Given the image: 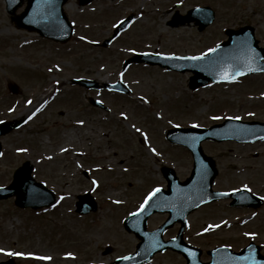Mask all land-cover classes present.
I'll return each instance as SVG.
<instances>
[{
	"label": "rangeland",
	"instance_id": "1",
	"mask_svg": "<svg viewBox=\"0 0 264 264\" xmlns=\"http://www.w3.org/2000/svg\"><path fill=\"white\" fill-rule=\"evenodd\" d=\"M67 4L64 11L74 33L63 44L17 28L0 0V120L28 117L20 129L0 137V186L9 184L14 170L28 160L35 180L57 197L44 211L20 209L13 197L0 200V249L5 250L0 252V264H8L11 257L13 264H108L131 253L138 239L124 229L123 218L138 210L154 188L166 186L162 165L173 168L180 180L192 168L190 153L168 144L165 131L176 126L208 127L226 117L264 120V74L190 90L188 72L144 64L121 70L133 52L206 53L225 39V28L244 24L254 27L264 47V0H94L84 7L68 0ZM198 5L215 11L213 23L203 31L192 24L167 25L175 13ZM130 12L139 15L127 31L107 47L92 45L108 37ZM79 77L95 82L121 79L132 95L70 85ZM8 82L17 85V95L9 93ZM88 96L99 98L108 111L91 107ZM202 149L218 170L214 189L246 188L264 198V142L203 141ZM82 150L90 153L84 160L77 154ZM81 163L92 171L89 179L79 170ZM86 191L96 209L81 215L74 203ZM165 218L164 213L152 215L148 230ZM177 229V224L168 228L163 238L175 236ZM183 239L201 249L202 260H208L206 250L217 245L237 251L250 241L264 255V204L254 210L230 207L229 199L205 204L187 216ZM184 263L180 254L166 250L143 264Z\"/></svg>",
	"mask_w": 264,
	"mask_h": 264
},
{
	"label": "water",
	"instance_id": "2",
	"mask_svg": "<svg viewBox=\"0 0 264 264\" xmlns=\"http://www.w3.org/2000/svg\"><path fill=\"white\" fill-rule=\"evenodd\" d=\"M23 1L5 0L6 10L12 14L11 17L16 25L38 30L42 35L56 40L69 38L71 26L62 9L66 0H26L24 10L18 15H13ZM87 1L80 0V3ZM181 19L195 20L198 29L201 30L212 21L213 11L209 7L195 8ZM125 23L126 21L122 25ZM177 23L176 17L170 22L171 25ZM226 34L228 39L217 45L216 51L199 56L201 57L199 60H192L190 57L151 54H137L134 60L148 61L168 69L190 70L193 75L190 77L189 85L193 88L204 85L208 81L230 80L223 78L226 72L237 77L239 76L236 75L237 71L245 74L264 69V63H261L264 49L257 45L252 27L244 26L237 30L228 29ZM107 43L108 40L104 41V45ZM249 63H254V65L251 66ZM21 122L20 119L0 122V135L9 132ZM217 130H221V132L218 133ZM167 137L171 141L184 144L191 150L194 158L191 175L185 181L179 182L172 169L163 170L168 182L167 190L160 189L142 210L140 209L133 213L135 215L131 214L124 220L126 229L132 230L140 238L137 251L127 256L129 259H117L112 264L142 263L150 259L155 252L166 248L181 252L186 258L185 264H264V256L260 254L258 245L252 242L239 252H234L224 246L208 250L211 260L202 262L199 258L201 251L182 241L186 215L202 203L222 197H232V205L241 204L256 207L261 204L260 198L252 196L244 189L230 193L212 190L211 185L216 175V169L212 158L205 156L202 152L200 141L208 138L213 140L235 139L237 141L259 139L264 137V123L226 119L223 123L215 124L208 129L177 128L170 131ZM30 172L31 166L25 162L15 171L12 183L7 187H0V198L14 194L16 195L15 203L21 206L40 207L52 203L54 201L52 192L41 183L34 181ZM79 199L77 202L78 211L88 212L94 208V202L88 194L79 196ZM155 211H167L169 215L160 227L148 232L146 219ZM174 222L181 224L177 236L167 241L162 240V232Z\"/></svg>",
	"mask_w": 264,
	"mask_h": 264
},
{
	"label": "snow or ice",
	"instance_id": "3",
	"mask_svg": "<svg viewBox=\"0 0 264 264\" xmlns=\"http://www.w3.org/2000/svg\"><path fill=\"white\" fill-rule=\"evenodd\" d=\"M209 52H214L216 51V49H209L208 50ZM203 55V54H201ZM201 57L199 56H193V57H190V59L192 60H199ZM249 70H253V69H249ZM243 73L237 71L236 72V75H241ZM225 79H235V76H231L229 75L227 72L224 74V77ZM37 111H39V109H37ZM32 115H35V113H33ZM121 115L123 116L124 113H121ZM215 119H219L218 117H214ZM29 119H31V117H29ZM82 123V122H81ZM137 131H139V129H137ZM22 151V150H21ZM153 151H155V149H153ZM245 187H247V185H245ZM160 191V188H154L151 192L148 193V195L145 197L144 199V203L141 204L140 206V209L142 210L144 208V206L146 204H148V202ZM135 215V214H133ZM210 227H215V226H210ZM207 230V229H206ZM246 235H255L254 233H248ZM5 250L4 249H0V252H4ZM8 255H11V256H25V255H28V256H31L33 254L31 253H19V252H7ZM70 255V254H69ZM39 259H50V257H38ZM123 259H129V257H124Z\"/></svg>",
	"mask_w": 264,
	"mask_h": 264
},
{
	"label": "flooded vegetation",
	"instance_id": "4",
	"mask_svg": "<svg viewBox=\"0 0 264 264\" xmlns=\"http://www.w3.org/2000/svg\"><path fill=\"white\" fill-rule=\"evenodd\" d=\"M82 160H84V159H82ZM81 164H83V163H81Z\"/></svg>",
	"mask_w": 264,
	"mask_h": 264
},
{
	"label": "bare ground",
	"instance_id": "5",
	"mask_svg": "<svg viewBox=\"0 0 264 264\" xmlns=\"http://www.w3.org/2000/svg\"><path fill=\"white\" fill-rule=\"evenodd\" d=\"M68 5V4H67Z\"/></svg>",
	"mask_w": 264,
	"mask_h": 264
}]
</instances>
